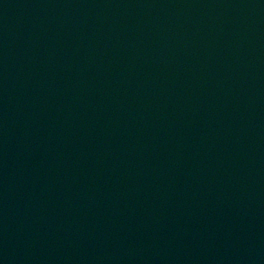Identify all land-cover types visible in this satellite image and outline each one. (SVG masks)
Returning a JSON list of instances; mask_svg holds the SVG:
<instances>
[{"label":"water","instance_id":"obj_1","mask_svg":"<svg viewBox=\"0 0 264 264\" xmlns=\"http://www.w3.org/2000/svg\"><path fill=\"white\" fill-rule=\"evenodd\" d=\"M0 264H264V0H0Z\"/></svg>","mask_w":264,"mask_h":264}]
</instances>
